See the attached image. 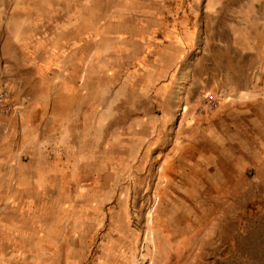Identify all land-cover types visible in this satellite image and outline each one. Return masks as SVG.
Wrapping results in <instances>:
<instances>
[{
	"label": "rangeland",
	"instance_id": "rangeland-1",
	"mask_svg": "<svg viewBox=\"0 0 264 264\" xmlns=\"http://www.w3.org/2000/svg\"><path fill=\"white\" fill-rule=\"evenodd\" d=\"M195 1L0 0V56L14 61L37 48V40L56 38L64 45L88 31L98 55L109 47L101 33L131 26L143 31L151 14L161 26L181 31L186 48L184 66L174 73L181 87L173 94L182 98H167L163 105L158 98H140L139 119L134 113L124 119L123 134L109 133L101 161L92 151L91 176L101 183L94 181L91 191L71 199L68 207L61 202L51 232L45 229L36 246L3 239L0 264H257L264 259V62L252 55L244 63L234 53L228 13L235 10L243 21V7L223 8L221 23ZM251 41L263 46V39ZM93 64L99 65L94 57ZM2 68L0 63V91L8 92L10 103L21 96L23 72ZM132 104L125 98L118 112L127 118ZM229 137L233 141L220 155L198 162L195 179H179L185 148L227 144ZM215 184L220 189L211 191ZM6 206L0 202V213Z\"/></svg>",
	"mask_w": 264,
	"mask_h": 264
},
{
	"label": "crops",
	"instance_id": "crops-1",
	"mask_svg": "<svg viewBox=\"0 0 264 264\" xmlns=\"http://www.w3.org/2000/svg\"><path fill=\"white\" fill-rule=\"evenodd\" d=\"M195 3L221 23L223 8L243 7V21L235 10L228 13L234 53L244 63L252 55L264 62V0ZM85 5L81 13L87 12ZM146 22L143 31L131 26L126 32L116 27L101 33L100 40L109 39V47L101 46L98 55L88 31L65 40L70 45H60L56 38L37 40V48L16 55V62L9 55L0 56L2 69L23 72L24 77L20 98H10L13 111L0 116V202L8 204L0 213V245L9 239L22 240L14 245L36 246L58 219L61 202L68 207L71 199L91 191L94 181L101 183L91 176L92 151L99 152L94 159L101 161L109 133L123 134L124 119L139 115L140 98H158L161 105L167 98H182L173 94V88L181 87L174 73L184 66L186 55L182 32L161 26L162 20L152 14ZM239 22L250 25L241 28ZM253 37L263 39V46L252 45ZM125 98L133 103L127 118L117 106ZM155 133L154 128L151 134ZM123 144L120 140L119 149Z\"/></svg>",
	"mask_w": 264,
	"mask_h": 264
},
{
	"label": "bare ground",
	"instance_id": "bare-ground-1",
	"mask_svg": "<svg viewBox=\"0 0 264 264\" xmlns=\"http://www.w3.org/2000/svg\"><path fill=\"white\" fill-rule=\"evenodd\" d=\"M23 3V2H22ZM51 6V5H50ZM17 11V10H16ZM15 11V12H16ZM25 12V10H24ZM18 13V12H17ZM23 13V12H22ZM30 16V15H29ZM28 17V16H27ZM20 18V17H19ZM26 18V17H25ZM27 19V18H26ZM25 20V19H24ZM28 20V19H27ZM69 89V88H68ZM226 106V105H225ZM228 106V105H227ZM243 107V106H242ZM245 108V107H244ZM232 124V123H231ZM232 126V125H231ZM194 132V131H193ZM191 133V131H190ZM231 141H233V137H229L228 139V143L226 144H222L219 141V144H213L212 146L209 147H204V148H185L184 149V154L182 155V159L184 161V163H182L181 165H179V167L177 168V176L179 177V179L181 181H189L191 182L193 179H195L196 174H198V171L195 169L198 162L200 161H207V162H211L212 159L214 158V155L217 154H221V151L223 150V147L226 148L227 146H229L231 143ZM222 144V145H221ZM233 148V147H232ZM188 154V156H187ZM187 158L189 159H193L192 162H194L192 165L189 164V161L187 160ZM215 159V158H214ZM203 161V162H204ZM220 167V166H219ZM170 171L172 169H169ZM189 170V174L187 173V171ZM175 171V172H176ZM174 173V172H173ZM176 174V173H175ZM222 174V173H221ZM224 178V177H223ZM226 182V181H225ZM227 184V183H226ZM218 187V189H220L219 186H217V184L214 185V187H211L210 190L214 191L216 188ZM213 193V192H212ZM213 211V210H212ZM211 212V211H210ZM185 218V217H184ZM202 216L200 215L199 219L195 221V223L197 224L198 222H200Z\"/></svg>",
	"mask_w": 264,
	"mask_h": 264
},
{
	"label": "built area",
	"instance_id": "built-area-1",
	"mask_svg": "<svg viewBox=\"0 0 264 264\" xmlns=\"http://www.w3.org/2000/svg\"><path fill=\"white\" fill-rule=\"evenodd\" d=\"M13 107L9 103V95L6 90L0 91V116L9 115Z\"/></svg>",
	"mask_w": 264,
	"mask_h": 264
},
{
	"label": "trees",
	"instance_id": "trees-1",
	"mask_svg": "<svg viewBox=\"0 0 264 264\" xmlns=\"http://www.w3.org/2000/svg\"><path fill=\"white\" fill-rule=\"evenodd\" d=\"M261 236H263V239H264V225L262 226ZM261 253L264 255V248L261 251ZM257 264H264V259L261 262L257 263Z\"/></svg>",
	"mask_w": 264,
	"mask_h": 264
}]
</instances>
